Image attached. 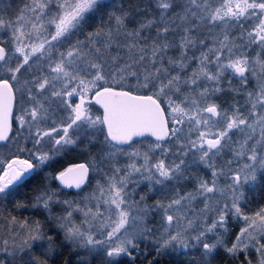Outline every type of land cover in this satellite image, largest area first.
<instances>
[{
  "label": "snow or ice",
  "instance_id": "obj_1",
  "mask_svg": "<svg viewBox=\"0 0 264 264\" xmlns=\"http://www.w3.org/2000/svg\"><path fill=\"white\" fill-rule=\"evenodd\" d=\"M0 31V142L28 153L0 160V198L40 178L31 206L51 225L10 217L0 264H55L65 247L78 264H136L141 244L180 264H253L249 249L264 264V204L246 211L264 192V0H0ZM77 149L85 162L57 169Z\"/></svg>",
  "mask_w": 264,
  "mask_h": 264
},
{
  "label": "trees",
  "instance_id": "obj_2",
  "mask_svg": "<svg viewBox=\"0 0 264 264\" xmlns=\"http://www.w3.org/2000/svg\"><path fill=\"white\" fill-rule=\"evenodd\" d=\"M104 2L105 3H116V4H119L120 0H105ZM102 23L103 24H107L108 23L107 16L105 14L100 13V14H96L94 16H91V18L88 21V26H86L84 28V31L87 32V31H90L92 29H95L98 26H100ZM79 38L83 39L84 37L83 36H79ZM90 108H91L92 112H94L96 115H100V110H99V108L96 105L92 104V105H90ZM17 111H18V103L13 108L12 131L10 133V137L13 136L14 134H16L17 130H18V126L16 125V121L14 119V114ZM144 138L145 139L141 138V139L137 140V143H144L145 140L150 139L149 137H144ZM16 139L18 140L19 137L17 136ZM13 143L16 144V140H13L12 143H10V144L6 143V142L0 144V150L3 147H5V146L12 145ZM21 143H23V141H21ZM27 146L31 147V143H28ZM71 152H75V151L68 150L66 153H64V155H61L59 157V159L66 158L68 155H70ZM13 154L21 155L24 158L28 157V153L27 152H25V153H17L16 152V147H15V151L10 153V154H8V155H6V157H10ZM6 157H4V159ZM75 158H78V159L81 160V158H83V157L81 156V157H75ZM75 158L60 161V163L56 165L57 169L60 170L61 168L64 167V165H66L68 163H71V162H74V161L75 162H79V161L74 160ZM81 162H85V161L82 160ZM26 187L24 186L22 188H19V186H17V189H14V192L16 193L15 195H13L11 197H7V198H0V216L2 218L6 219V218H10V216H16V218H18V220L19 219L23 220L24 218L27 219V216L29 214H31V213H39V212H40L41 218H43V210L34 209L31 206V200L29 201V200L24 199V198L21 199L20 195L22 193H24V190L26 189ZM65 191L71 192L69 190H65ZM72 193H75V192L72 191ZM249 201L250 202L247 205L246 211L247 212H252V211L257 210V208L260 205L264 204V192H261L260 190H256V191L252 192L250 194V196H249ZM20 202L24 203L26 205V207H23V208L16 207L17 203H20ZM24 216H26V217H24ZM230 224H232V227L230 228L231 229L230 233L232 234V231L235 232L236 231L235 229H237V223L235 221H230ZM231 234L229 235V238H231ZM60 242H61L60 240H57L56 243H60ZM141 245H146V244H141ZM35 254L39 255V251L37 253H35ZM2 256H3V253L0 252V257H2ZM156 259H159V264H180V260L183 259V258L181 257L180 259H177L176 255H171V256H167L166 255V256H163V257H156ZM124 261H126V260H124ZM230 262L232 263V262H236V261H232L231 258L228 257L226 253L221 251L220 257L217 259V261L215 263L216 264H226V263L229 264ZM55 264H59V263H57L55 261ZM124 264H127V263H124Z\"/></svg>",
  "mask_w": 264,
  "mask_h": 264
},
{
  "label": "rangeland",
  "instance_id": "obj_3",
  "mask_svg": "<svg viewBox=\"0 0 264 264\" xmlns=\"http://www.w3.org/2000/svg\"><path fill=\"white\" fill-rule=\"evenodd\" d=\"M11 2L12 3H18L19 0H11ZM3 36H4V32L3 31H0V37H3ZM14 84H15V82H14ZM16 87H19V85H16ZM17 100L18 101L20 100V93L19 92L17 93ZM19 114H20V105L18 103V111L14 114V119L16 121V125L18 126V128H19V124H18V121L16 120V116H18ZM93 114L96 115L94 112H93ZM143 139H145V138H143ZM145 141H144V143H136L135 144V147L140 148L141 151H144V150H146V145L150 141H154V139L150 138V139L145 140ZM14 151H15V143H13L12 145H8V146L3 147L0 150V160H4V157H6V155H8V154H10V153H12ZM93 151H95V149H93ZM62 155H64V154H62ZM81 156H82L81 155V150L80 149H77L75 152H71L70 155H68L66 158H62L63 157L62 156L61 157L62 159H60V161H62V160H68V159H73L75 157H81ZM74 160H76V161H82V160H84V158H81V160L78 159V158H75ZM121 162L122 163L123 162H126V158L125 157H121ZM0 167H2V165H0ZM197 171H199V170H197ZM48 172H51V169H49ZM95 179H98V177H94L93 178V181H92L93 185L95 184ZM39 183H40V179L39 178L32 180L30 183H25L24 186L25 187L27 186V187L24 190V193H22L20 195L21 199L24 198V199H27V200L30 201L31 200V197L33 196L34 191L37 188V186H38ZM86 190L87 191H90L91 190V186L88 189H86ZM69 191L75 192V190H69ZM137 191L140 192V194H144V192L147 191V189L145 188L144 184H141L140 188L137 189ZM152 194H154V193H152ZM73 195H75V193H73ZM68 198H72V197L70 196ZM78 198L79 197H77V199ZM46 216H47V213H45L44 211H43V218H41L40 212L39 213H31V214H29L27 216V219L24 218L23 220H29V221H31V220H39L41 222V224L44 226V230L45 231H49L51 225L46 220ZM10 217H12V216H10ZM24 217H26V216H24ZM9 220H10V218L4 219V218H2L0 216V241H2L3 239H8L9 242L11 243L12 237L10 235L9 229L12 226L10 225ZM17 220H18V218H17ZM23 220H20V221H23ZM241 223L242 222L237 223V229H235L236 231L234 233H236V232L239 231V227H240V224ZM230 231H231V229H230ZM233 239H234V236L231 237V238H229V236L226 237V240H227V242L229 244L232 242ZM38 251L39 250H36L35 253H37ZM246 254L249 255V258L253 261V264H256V260H257L258 254L254 251V249H249L248 253H246ZM239 258L240 259H243V256H240ZM226 264H228V263H226ZM229 264H237V261L236 262H232V263L230 262Z\"/></svg>",
  "mask_w": 264,
  "mask_h": 264
},
{
  "label": "flooded vegetation",
  "instance_id": "obj_4",
  "mask_svg": "<svg viewBox=\"0 0 264 264\" xmlns=\"http://www.w3.org/2000/svg\"><path fill=\"white\" fill-rule=\"evenodd\" d=\"M71 163L64 165V167H66L67 165H69ZM63 168H61V170ZM234 234L235 233L232 231L231 237H233ZM60 244H61V242L57 243V246H59ZM141 248L143 249V254L140 255L136 264H148L149 259H156L155 254L152 252V246L151 245H149V244L141 245ZM65 260H68L69 264H78L77 260L75 259L74 255L72 254V250L70 248H67V247L62 249L61 255H60L59 259H56V262L59 264H64ZM124 263H127V260L124 261ZM95 264H99V261L97 260L95 262Z\"/></svg>",
  "mask_w": 264,
  "mask_h": 264
},
{
  "label": "water",
  "instance_id": "obj_5",
  "mask_svg": "<svg viewBox=\"0 0 264 264\" xmlns=\"http://www.w3.org/2000/svg\"><path fill=\"white\" fill-rule=\"evenodd\" d=\"M98 107H99V109L101 110V114H102V109L100 108V106L99 105H97ZM11 123H12V121H11ZM11 133V132H10ZM148 137H150V136H148ZM141 138V137H140ZM153 138V137H152ZM137 139H139V138H137ZM0 143H2V142H0Z\"/></svg>",
  "mask_w": 264,
  "mask_h": 264
}]
</instances>
